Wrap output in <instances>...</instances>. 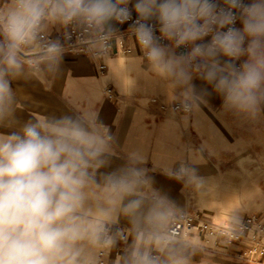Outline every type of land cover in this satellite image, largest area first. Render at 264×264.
I'll use <instances>...</instances> for the list:
<instances>
[{"label":"clouds","instance_id":"9594fccd","mask_svg":"<svg viewBox=\"0 0 264 264\" xmlns=\"http://www.w3.org/2000/svg\"><path fill=\"white\" fill-rule=\"evenodd\" d=\"M74 20L111 31L113 22L132 21L151 67L182 87L185 100L208 94H196L199 78L234 114L255 120L264 109V0H8L0 7V127L10 129L0 133V264H98L96 250L115 244L109 225L117 202L135 232L122 264H186L151 230L164 212L145 209L136 195L141 172L97 180L112 140L98 114L34 119L18 129L11 122V77L22 70V50L48 23ZM190 175L197 179L195 169Z\"/></svg>","mask_w":264,"mask_h":264},{"label":"crops","instance_id":"0c3cea01","mask_svg":"<svg viewBox=\"0 0 264 264\" xmlns=\"http://www.w3.org/2000/svg\"><path fill=\"white\" fill-rule=\"evenodd\" d=\"M7 3L8 0H0L1 7ZM113 26L115 31L96 27L97 31L114 33L113 54L102 60L63 51L41 52L39 41L24 48L22 70L11 77L13 126L18 129L26 121L46 117L98 114L97 123L107 126L112 140L107 166L99 170L97 180L103 184L102 174L115 170L141 172L136 195L143 199L145 209L155 207L156 211L164 212L154 217L152 231L163 236L167 222L181 213L199 216L218 226L240 223L246 217L238 213L242 208L240 186L244 179L238 182L235 172L226 171L221 163H212L208 155V151L218 153L222 147L234 144L227 139L229 145L212 147V141L216 143L221 138L213 136L211 122H221L222 126L216 129H222L225 117L221 119L208 111L206 95L188 101L189 115L161 111L160 103H176L173 99L181 87L151 67L127 27L118 28L115 22ZM66 31L65 24L50 22L41 35L61 45ZM123 47H128L130 53H121ZM100 66L104 69L100 70ZM192 83L197 95L206 90L203 80L194 78ZM107 89H111L113 97L107 96ZM9 130L0 127V133ZM191 169H195V180L191 178ZM112 207L113 222L109 229L115 244L111 249L96 250V257L99 250L105 251L106 264L122 263L126 250L135 241L133 226L119 202ZM232 207L236 211L229 209ZM117 226L122 227V238ZM202 242L197 237L188 239L195 257L182 256L186 264H224L201 253L196 246ZM219 248L228 250L224 245ZM242 248L229 250L239 252ZM249 264H264V256Z\"/></svg>","mask_w":264,"mask_h":264},{"label":"built area","instance_id":"2783aa9c","mask_svg":"<svg viewBox=\"0 0 264 264\" xmlns=\"http://www.w3.org/2000/svg\"><path fill=\"white\" fill-rule=\"evenodd\" d=\"M131 23L132 21L124 24H116L118 28L127 27L134 37L135 42L139 45L130 28ZM65 25L67 31L63 35L64 43L61 45L55 43L51 38L44 37L40 34L38 41L41 52H52L49 51L50 47L56 45L58 51L81 55L94 60H102L105 56L113 54L112 40L114 33L97 31L95 26L77 20ZM157 34L159 35V33ZM162 42L165 44L169 43L168 41ZM23 51L24 49L22 50V56L24 55ZM176 51L179 54L180 52L186 51V49H176ZM120 52L128 54L130 53V49L123 47ZM143 55L146 58L144 50ZM99 69L103 70L104 66H100ZM106 94L109 98L113 97L111 89H107ZM156 102V100H152V103ZM185 104L187 103H173L171 105L160 103L159 108L163 112L169 110L177 114H187L190 111V106L186 111L184 108ZM116 231L122 238V227L117 226ZM163 237L166 242L181 240L187 243L190 237H197L203 242L212 240L213 245L216 247L220 245H224L227 248L243 247L237 256L249 262H255L264 256V215L246 216L240 223L218 226L203 220L199 216L181 213L167 222ZM104 257L105 251L99 250L96 257L98 264H106Z\"/></svg>","mask_w":264,"mask_h":264},{"label":"rangeland","instance_id":"374dc122","mask_svg":"<svg viewBox=\"0 0 264 264\" xmlns=\"http://www.w3.org/2000/svg\"><path fill=\"white\" fill-rule=\"evenodd\" d=\"M207 91V106H205L212 115H218L221 119L225 117L224 128L216 129L220 127L221 122L212 121L211 126L213 130V136H219L221 139L212 141V147L227 146L232 140L234 144L229 147H222L218 153L208 151L210 160L214 164L221 163L226 171H233L236 173L237 181L242 182L240 186L242 193L247 187V192L243 193L242 208L238 210L243 216L259 215L264 212V109H262L261 115L255 120H248L241 116L234 114L230 109L224 105L222 95L218 94L215 89L205 83ZM184 89L176 91L173 101L176 103H189V100H185L182 96ZM205 96V97H206ZM167 102V101H166ZM190 111L186 115L191 113V104L189 103ZM195 107H197L195 105ZM169 111V110H168ZM175 115L172 111H169ZM183 115V114H182ZM198 119L195 118V124H198ZM225 139V140H222ZM228 139V140H227ZM240 140V144L238 143ZM235 145V146H234ZM252 179V180H251ZM255 186H254V184ZM257 194V196H255ZM234 196V195H233ZM231 211H236L234 207L229 208ZM166 246H170L175 250V253L185 257L193 256L192 248L188 243H184L181 240L166 242ZM192 247V246H191ZM195 247V246H193ZM201 253L210 259L222 262L224 264H249L250 262L237 256L239 252L229 250L222 251L219 247L213 245V241L202 242L199 246ZM166 254V253H165Z\"/></svg>","mask_w":264,"mask_h":264},{"label":"bare ground","instance_id":"6f19581e","mask_svg":"<svg viewBox=\"0 0 264 264\" xmlns=\"http://www.w3.org/2000/svg\"><path fill=\"white\" fill-rule=\"evenodd\" d=\"M247 189H248V188H247V187H245V189H244L243 193L247 192Z\"/></svg>","mask_w":264,"mask_h":264}]
</instances>
